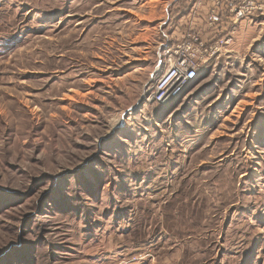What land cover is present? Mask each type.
I'll use <instances>...</instances> for the list:
<instances>
[{
  "label": "rangeland",
  "instance_id": "obj_1",
  "mask_svg": "<svg viewBox=\"0 0 264 264\" xmlns=\"http://www.w3.org/2000/svg\"><path fill=\"white\" fill-rule=\"evenodd\" d=\"M198 1L0 0V264H264V16L147 101Z\"/></svg>",
  "mask_w": 264,
  "mask_h": 264
},
{
  "label": "built area",
  "instance_id": "obj_2",
  "mask_svg": "<svg viewBox=\"0 0 264 264\" xmlns=\"http://www.w3.org/2000/svg\"><path fill=\"white\" fill-rule=\"evenodd\" d=\"M197 4L193 18L200 26L189 30L178 47L164 46L161 59L166 60L159 62L157 78L148 88L149 102L164 105L180 98L183 89L196 81L203 63L218 51L214 35L224 32L229 21L251 22L264 16V0H199ZM203 5L207 12L199 9Z\"/></svg>",
  "mask_w": 264,
  "mask_h": 264
},
{
  "label": "bare ground",
  "instance_id": "obj_3",
  "mask_svg": "<svg viewBox=\"0 0 264 264\" xmlns=\"http://www.w3.org/2000/svg\"><path fill=\"white\" fill-rule=\"evenodd\" d=\"M148 101H149V99H148ZM121 121V124L123 123V120H120ZM120 123V122H119Z\"/></svg>",
  "mask_w": 264,
  "mask_h": 264
},
{
  "label": "water",
  "instance_id": "obj_4",
  "mask_svg": "<svg viewBox=\"0 0 264 264\" xmlns=\"http://www.w3.org/2000/svg\"><path fill=\"white\" fill-rule=\"evenodd\" d=\"M141 105H139V107H140Z\"/></svg>",
  "mask_w": 264,
  "mask_h": 264
}]
</instances>
